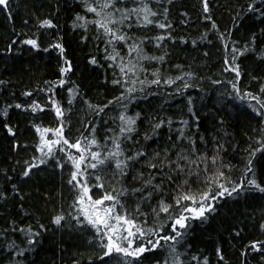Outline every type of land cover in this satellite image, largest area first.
Here are the masks:
<instances>
[{
    "label": "snow or ice",
    "instance_id": "6c2138e0",
    "mask_svg": "<svg viewBox=\"0 0 264 264\" xmlns=\"http://www.w3.org/2000/svg\"><path fill=\"white\" fill-rule=\"evenodd\" d=\"M73 3L72 32L80 43H90L87 63L101 70L103 83L112 91H105L97 101L73 78L76 65L54 15L41 19L34 14L33 31L28 30L31 19L23 20L19 32L13 24L9 43L0 51H23L19 46L40 50L48 39L51 42L43 51L57 53L58 67L55 79L20 93L28 102L0 107L5 121L12 108L33 117L29 121L31 142L17 139V125L3 124L14 141V155L20 157L11 171L22 182L45 170H59L70 199L59 194L61 203L53 206L48 222L87 239L88 251L76 253L72 264H145L150 258L152 264H210L208 255L193 254L188 243L194 223L207 222L228 201L240 202L255 192L264 194V77L249 73L248 84L242 87L245 73L240 63L249 54L264 62V27L249 32L247 39L234 38L248 15L264 21V0H245L229 9L233 23L223 29L214 19L211 0H200L195 18L188 11H178L177 16L183 17L180 20L172 14L176 0ZM13 4L14 0H0V12L9 20L14 16ZM59 12L58 0L56 15ZM201 19L210 22V27L198 37L173 35L177 24ZM210 33L222 46L217 52L219 78L201 76L195 62H169L172 46L189 42L197 46L200 41L212 44ZM211 55L205 48L203 56ZM205 80L222 89L217 95L219 103L229 98V102L238 101L237 106L251 110L257 118L251 134H245L247 145L236 162L225 156L229 133L223 132V138L205 136L196 115V98L187 95L192 88L206 93ZM6 83L0 80V85ZM176 96L185 97L186 104L169 114L167 106ZM150 98L159 105L142 109L141 104L149 105ZM49 113L54 127L40 119ZM238 151L239 145H234L231 154ZM0 172L11 185V199L23 201L26 194L21 184L11 183L14 177L8 175L9 169ZM9 199V192L0 187V201L4 202L0 217L7 212ZM44 199L46 204L52 202L48 194ZM19 209L20 216H11L0 226V254L7 264H30L28 254L49 230L23 203ZM249 215L253 219L237 223L230 236L242 240L248 228L264 237V209L258 217ZM251 254L260 255V264H264V238L242 244L241 264H248ZM215 255L217 264H230L222 246H217Z\"/></svg>",
    "mask_w": 264,
    "mask_h": 264
},
{
    "label": "trees",
    "instance_id": "16d2710c",
    "mask_svg": "<svg viewBox=\"0 0 264 264\" xmlns=\"http://www.w3.org/2000/svg\"><path fill=\"white\" fill-rule=\"evenodd\" d=\"M58 0H14L12 11L14 16L9 20L5 13L0 12V49L7 47L10 37L12 36L11 29L13 24L16 31L19 32L24 28L23 20L31 19V24L28 30L33 31L32 25L35 24L34 14L41 19L47 15H54L55 22L64 32L65 45L68 50V55L73 58L76 65V70L73 78L77 79L81 87L87 91L90 97L99 101L103 99L105 91L111 92L103 83L101 70L87 63V55L91 45L80 43L78 36L74 35L71 29V16L74 8L73 0H59L60 12L56 15V6ZM245 0H211L214 19L221 25V28L231 27L233 23V14L229 9H234L240 4H244ZM201 9L200 0H176L172 9L173 17L180 20L183 17L177 16V12L188 11L191 17L195 18ZM210 27V22L200 20L199 23L190 21L188 25L177 24L174 28L173 35L187 36L190 39L198 37L205 28ZM264 27V21L255 19L252 15H248L242 20L239 27L234 33V38L237 40L247 39V34L251 31H256L258 28ZM152 34V33H150ZM209 39L212 44L206 41H200L197 46L177 43L171 48L172 55L170 63L172 64H191L193 62L195 70L201 76L219 78L218 69L220 64L217 63V52L221 49L219 41L215 40L212 34H209ZM51 41L45 39L40 50H29L28 47H23V51H13L11 53L0 51V80L6 81L4 85H0V107L4 103L28 102V98H23L20 93L27 89H33L49 79H55L58 61L57 53L53 50L44 52L43 47H47ZM200 45H203L201 47ZM207 50L212 53L210 58H205L203 52ZM243 76L242 87L248 84V74H255L264 77V62H260L253 55H245L240 58ZM206 89V93L199 88L189 89L187 95L193 96L195 99L196 115L200 117L201 132L211 138L213 135H221L223 132L229 133L227 137V149L225 156L229 160L237 161L240 152L247 145L245 134H251V129L258 121L251 110L245 107L237 106L238 101L226 100L223 104L218 102L217 95L222 89L220 86L211 84L205 80L202 84ZM256 87L255 84L252 85ZM15 94V96H13ZM43 99V97H34ZM110 98V97H109ZM158 100L150 98L149 105L141 104V108L155 107L159 105ZM186 104L185 97L176 96L167 106L169 114L175 113L178 108H183ZM186 111V109H185ZM82 114V113H81ZM221 118L223 124L220 123ZM33 117L25 115L20 109H9V117L7 121L0 117V170L9 169L8 175L13 176L11 183H20L21 191L25 193V199L20 200L19 197L11 199V185L0 172V187L9 192L10 199L5 205L7 212L3 217H0V226L3 221L11 216H20L19 205L23 203L24 209L34 213L48 226V231L42 234L40 243L36 246L35 251L28 254L30 264H72L76 253H85L87 249V239L84 235L77 231L68 228L59 229L53 227L48 218L53 206H59L61 203L59 194L63 192L64 200L70 199V194L66 186L62 187V177L59 170L42 171L39 174H34L32 179H24L22 182L15 173L11 171L13 162L19 159V156L14 155L16 151L13 148L14 141L4 129L5 122L18 126L17 139L31 140L33 139L32 131L29 127V121ZM40 119L46 125L55 126L51 119V114L41 116ZM76 118L73 117L75 122ZM78 126V125H77ZM103 131L102 129L100 130ZM22 133V135H20ZM239 145L240 151L236 154L233 152V146ZM21 155H24L21 150ZM19 171V169H17ZM67 178V169L63 177ZM37 190H39L37 192ZM30 193V195H28ZM48 194L52 197V202L45 203L44 195ZM0 201V204H3ZM261 209H264V194L255 192L241 200L240 202L228 201L223 205L219 214L209 218L205 223L195 222L192 228V235L188 239V243L192 245V252H197L210 257V264H217L218 258L215 255L217 246H222L225 258L230 264H241V248L242 244H246L252 239H261L259 233L250 232L245 228L246 235L241 239H236L230 236L234 226L241 222L253 219L249 214L256 213L257 217ZM2 210V209H0ZM31 218H29V221ZM161 254H157L159 258ZM248 264H260V255L251 254L247 257ZM0 264H7V259L4 254H0ZM145 264H152L151 258L145 261ZM223 264V262H220Z\"/></svg>",
    "mask_w": 264,
    "mask_h": 264
}]
</instances>
